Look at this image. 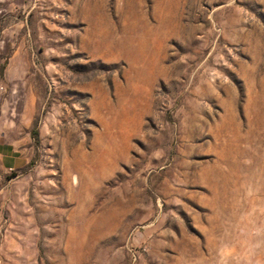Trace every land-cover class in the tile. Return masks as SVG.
Segmentation results:
<instances>
[{"label":"rangeland","instance_id":"rangeland-1","mask_svg":"<svg viewBox=\"0 0 264 264\" xmlns=\"http://www.w3.org/2000/svg\"><path fill=\"white\" fill-rule=\"evenodd\" d=\"M0 264H264V0H0Z\"/></svg>","mask_w":264,"mask_h":264}]
</instances>
